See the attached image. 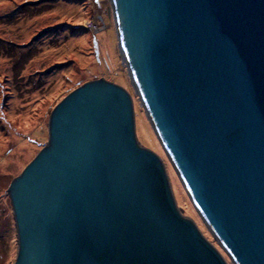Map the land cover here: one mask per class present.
<instances>
[{
    "label": "water",
    "instance_id": "1",
    "mask_svg": "<svg viewBox=\"0 0 264 264\" xmlns=\"http://www.w3.org/2000/svg\"><path fill=\"white\" fill-rule=\"evenodd\" d=\"M134 93L164 159L136 134L132 94L89 80L7 188L12 264H264V0H110Z\"/></svg>",
    "mask_w": 264,
    "mask_h": 264
},
{
    "label": "rangeland",
    "instance_id": "2",
    "mask_svg": "<svg viewBox=\"0 0 264 264\" xmlns=\"http://www.w3.org/2000/svg\"><path fill=\"white\" fill-rule=\"evenodd\" d=\"M94 17L97 29L89 27ZM101 77L132 94L140 143L164 159L181 211L219 247L134 93L110 0H0V264H12L18 251L7 188L48 142L55 106L78 86Z\"/></svg>",
    "mask_w": 264,
    "mask_h": 264
},
{
    "label": "built area",
    "instance_id": "3",
    "mask_svg": "<svg viewBox=\"0 0 264 264\" xmlns=\"http://www.w3.org/2000/svg\"><path fill=\"white\" fill-rule=\"evenodd\" d=\"M99 25H100V23L96 17H94V20L89 22V27L92 29H97L99 27Z\"/></svg>",
    "mask_w": 264,
    "mask_h": 264
}]
</instances>
